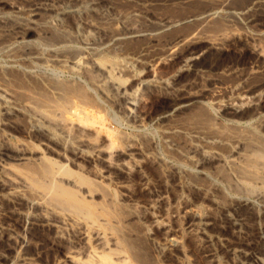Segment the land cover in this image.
Wrapping results in <instances>:
<instances>
[{
    "label": "bare ground",
    "instance_id": "6f19581e",
    "mask_svg": "<svg viewBox=\"0 0 264 264\" xmlns=\"http://www.w3.org/2000/svg\"><path fill=\"white\" fill-rule=\"evenodd\" d=\"M112 1L0 0L4 263L31 264L45 252L53 255L46 264H171L161 255L175 264H195L186 250L192 241L207 264H264V224L250 229L244 213L255 211L258 220L264 219L263 190L251 194L254 198L237 195L248 185L264 184V0L242 5L235 0H118L132 6L126 11ZM200 2L209 5L179 16L155 11L189 9ZM231 24L252 29L242 32ZM32 38L56 48L34 50ZM211 50H244L253 61L243 72L228 68L210 77L202 60ZM45 64L69 73L71 80L58 81L42 70ZM230 78L235 81L223 100L214 86ZM160 96L170 98V106L150 113L149 104ZM210 104L220 112L213 119L202 109ZM112 107L136 123L165 124L171 155L189 171L133 142L119 147L123 135L107 122ZM193 108H200L194 118L204 128L196 120V126L174 121ZM246 122H256L250 133L238 128ZM179 136L184 141L176 140ZM143 161L177 176L175 188L198 193L218 214L211 216L183 196L164 208L165 197L152 194L139 208L129 203L128 191L119 204L97 189L104 177L94 172L95 165L126 177ZM189 173L197 180L184 178ZM217 178L234 185L228 186L234 193L227 202L216 195ZM230 178H236L234 184ZM141 180L147 184L143 174ZM215 228H227L238 241ZM145 243L158 254L151 262Z\"/></svg>",
    "mask_w": 264,
    "mask_h": 264
},
{
    "label": "rangeland",
    "instance_id": "374dc122",
    "mask_svg": "<svg viewBox=\"0 0 264 264\" xmlns=\"http://www.w3.org/2000/svg\"><path fill=\"white\" fill-rule=\"evenodd\" d=\"M108 1L111 2L112 0L111 1L108 0ZM247 1L248 0H235L234 3H236V5H240V4L242 5V4L246 3ZM112 2H115L114 4H116V5H114V6L117 8V10L126 11V10H131L132 9L131 5H127L126 3L119 2L118 0H113ZM200 4L199 3L194 4L189 9L188 8H179V7H168V8L157 9L155 11L157 13H160V14L179 16L180 14H184L185 12H188V11H191V10L200 9L202 7H205V6L209 5L206 2H200ZM261 23L264 25V18L261 20ZM231 27L236 29V30H238V31H242V32L249 31V30L252 29V28L251 29L250 28H242V26L240 27V25H238V24H231ZM41 39L43 40L44 38H41ZM41 39L39 41L38 40L35 41V39L32 38L31 42L29 43V46L31 48H33V46H34V48H33L34 50L36 49L38 51H41V52L44 51L46 53L48 47L50 46L49 42L47 40L46 41L43 40V43H41L40 42ZM228 42L229 41H227L226 43H228ZM262 45L264 46V40L262 42ZM38 47H39V49H38ZM51 47H52V45H51ZM54 48H56V47L55 46L52 47V48L49 47V49H52V50H49V49L48 50L49 51H53ZM49 51L47 53H49ZM236 51H223V50H211V51H209L203 57V60H202L203 65L206 67V68H204L205 74L207 76H210V77H215V76H218L222 70L228 69V68H235L239 72H243V70L247 67V65L252 63L253 58L251 57V54H249L248 52H246L244 50H236ZM42 70H44V72H46V73H49L51 71L49 73V75L54 76L55 79H57L58 81H61L62 78L63 79L65 78V81H67L68 78L69 79L71 78L69 73L63 72V71L60 73V71L57 70L55 67H53V66L51 67V66H48V65L46 66V64L44 65ZM56 70H57L58 75L56 73ZM233 81H235V79L234 78H232V79L230 78V79H227V80L223 81V84L214 86L215 90L220 92V94L222 95L223 100H227L226 97H228L229 94L226 93L227 92L226 89L230 86V84ZM222 98H221V100H222ZM171 102L172 101L168 97H165V96H160V98L156 97L151 102V105L149 104L150 107L148 106L147 110L150 113L159 114L162 111L166 110L170 106ZM211 105L212 104H210V106L207 105V107H209L208 109H207L206 106H204V108H202V109H204L206 111L207 115L210 116L213 119V117H215V115H218V114L220 115V112L218 110H215V109H217V106L213 107L214 105L213 106H211ZM199 109L200 108H193V109L185 112L184 113L185 115L184 116L182 115V117L180 118L181 120L174 118V121L178 120L180 123H182V125L184 123V125H186V126H191V125L192 126H196L194 124H197L198 126L202 125L203 128H204V124H201L203 121L199 122L196 118H194V114ZM244 114H245V112H244ZM107 117H109V118H107V122H109V123L111 122L110 123L111 125L109 124V126L114 128L121 136L123 135L122 139L124 140V142H122L123 144L121 143L123 146L121 144H119L118 145L119 147H124L126 145L125 143H128V142L132 143L133 142L134 143L133 145H135L137 148H140V149L142 148L141 150H143V151H148L149 150L150 152L152 151V153L154 155L158 154L157 156H159V157L161 156V161H164V160L168 159L172 163L175 162L174 163L175 165L176 164L178 165V166L176 165L177 169L180 170L182 168L181 170L187 169L189 171V168H188L189 166H185L184 167L183 165H181L183 163H180L181 161L176 160L174 158L175 156L173 155L171 149L168 148V146L166 144V140L167 139H166V137H165V135L163 133V131L165 129V124L160 123V122L156 121L155 119L154 120L153 119H144V121H142V123L133 122V121L129 120L128 118H126L115 107H112L110 109L109 114H108ZM194 121H195V123L193 124ZM190 122L192 123L191 125H190ZM252 124H254V126ZM23 125H24L23 122L19 124V126L21 128L23 127ZM202 126H201V128H202ZM229 126L233 127L231 125H229ZM250 126H251V128H250ZM255 127H256V122H250V123H247V124L243 123L241 125V127L238 126V128H241L243 130V132L244 131L245 132L248 131V133L252 132L250 130H254ZM242 130H239V131H242ZM20 138H22V137H20ZM24 139H25V142H27V143H30V142H31L30 144H34L35 143L33 138L32 139L31 138H24ZM176 140H178L179 142H182V141H184V137L179 136V137L176 138ZM221 150H222V152L224 154L228 153V151H227L228 148L227 147L226 148H221ZM224 150H225V152H224ZM38 151L41 154H44V153H42V149L41 148H38ZM118 157L121 158V155H119ZM136 158L139 159V156H136ZM94 169H95L94 170L95 173H98L99 176L101 175V176L104 177L103 179L101 178L100 186L98 185L99 187L97 189L98 190L100 189L99 191H101L102 193H103V190H104V193L107 194L106 197L108 196L107 198L113 200V202L117 201V203L122 204L123 196H124L123 194H126L125 192L128 191L129 194H130V197H131V201L132 200L134 201V202L130 201L129 203H132L136 207L140 208L143 205V202H146L148 200V198H150V196L152 194L153 195L154 194H162L165 197V201L162 204L164 206H162V207L165 208V205H166V208H168L171 204H172L171 206L175 205V203L178 202L179 198L183 196L189 202L194 203V204H196L198 206L200 205V209L202 211L208 213V214H211V216H216L218 214V210H215V209L211 210L212 207L208 205L209 203H207L206 201L202 202V200H200L201 197H200V195L198 193H189V192L187 193V191H180L179 189L175 188L174 187V183L177 180V176H174V175L171 176V175H167V174L165 175L164 167L158 166V165L153 164V163H151L149 161H143L141 163V167L139 169L140 171L139 170L132 171L129 176H126L127 178L122 173H119V172H115V171H111L110 173L107 172L105 170L104 166L101 165V164L95 165ZM226 172H228V173H226ZM223 173L225 175H227V174H229V171L228 170H225V171L223 170ZM142 174L146 177V179H147L146 183L147 184L142 183V182H144V181L141 180V175ZM188 177L185 176L184 178H187V179H190V180H197L196 177L192 175V173H189ZM217 179H218L217 182L216 183L214 182V184H215V186H218L220 189L218 187H215V188H217L216 190H218L216 192V195H218L217 197H219V199H221V197H222V199L227 197V199H225V201L227 202L228 199H229L228 195H232L234 193L233 190L231 189V187L234 186V185H232L229 182H227L228 184L225 183L223 178H217ZM230 179H231L230 182H232L234 184L236 178H230ZM218 181L220 182L219 183L220 185L218 184ZM229 184L232 185V186L230 185L231 186V187H229L230 189L228 188ZM254 185L256 187V190L253 187ZM254 185H252V186L248 185L246 187H247V189L249 187H251V188L253 187V189L256 192L253 190L254 191V193H253L251 188H249L247 191H245L246 188H244V189H242V191H237V195L239 197H249V198H251V196H252L251 194H253V196H255L256 194L260 193L259 191H262V190H263L262 191L263 193L262 192L261 193L264 194V189H263V187H261L262 185L264 186V184H262V185L260 184V186H258L257 184H254ZM145 187H146V189H144ZM147 187L149 188V190H148ZM259 187H261V188L259 189ZM250 190H251L252 193L250 192ZM244 191H245V193H242ZM180 192H181V194H180ZM249 192H250V194H249ZM240 195H242V196H240ZM243 195H245V196H243ZM253 196H252V198H254ZM244 213L246 215V220L248 222V226H249L250 229H252V227L255 228V226H257L258 224H261V223H262V225L264 224V219L260 217L261 220H258L259 217H258V215H257V213L255 211H251V212L250 211H246ZM135 223H134V225H135ZM135 226H137V224ZM214 230H215V232L218 231L217 232L218 234L224 236L228 240H232L233 242H237L238 241L235 237L232 236V233L227 228H215ZM44 235L47 236V234H44ZM188 246H189V248L186 249L187 250V256L190 259L192 258L193 261L196 260L195 264H196V262H197V264H207L201 258L200 251L196 247H193L195 245H194V243L192 241L188 242ZM253 247L257 251L261 250V248H259L260 247L259 245L254 244ZM143 249H144V251L146 253L145 254L146 257L150 260V262L152 260H154V258L156 259V257H158V254L155 252V250L149 244H146V243L143 244ZM29 251H31V249H29ZM198 251H199V253H198ZM2 252H3V254H2ZM4 253H5V255H4ZM155 255H157V256H155ZM7 256H8V254L6 252H4L0 248V264H5L3 260ZM220 256H222V258H225L223 253H220ZM199 257H200V259H198ZM160 258H162V260H166L167 262H171V264H175V261L172 258H170L168 255H161ZM52 259H53V255L51 253H45L44 252L40 256V259H37V260L35 259V260L31 261V264H46V263L51 262Z\"/></svg>",
    "mask_w": 264,
    "mask_h": 264
}]
</instances>
